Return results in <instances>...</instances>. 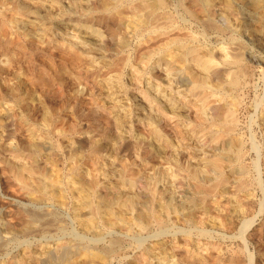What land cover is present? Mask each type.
<instances>
[{
    "label": "rangeland",
    "instance_id": "374dc122",
    "mask_svg": "<svg viewBox=\"0 0 264 264\" xmlns=\"http://www.w3.org/2000/svg\"><path fill=\"white\" fill-rule=\"evenodd\" d=\"M12 1L0 0V264H51L52 261H55L53 259L58 256L57 252H51L57 242L81 239L97 247L100 246L99 248H104L109 246L110 240L113 241L115 237H118L115 239L120 238L121 241L113 247L112 250L115 251L112 252V255L109 254L107 264H264V0H196L193 4L189 3V0H168L174 11L179 10L178 13H180L179 1L183 5L191 6L190 8H193V13L198 19L208 13L216 18V22L222 26H220V31L202 27L201 21L198 19L192 20L194 24L189 20L188 30H192L193 35L201 43H204L205 46L208 45L218 54L223 47L233 46L230 45L233 38L243 44L242 50H245L243 51V62L244 65L246 64L244 68L246 67L247 74H245L244 82L247 81V83L243 89L238 91L240 100L236 107L238 122L235 132L237 137L242 140L240 141L241 149L245 153H243L244 156L242 155L241 162L245 163V167L248 168L249 175H247L249 177L247 178L249 180L247 179L248 184H246L245 192L231 196L233 198H226V196L219 198V196L217 201L212 202L211 199L210 201L207 199L209 203L206 200L205 204L210 207L208 209L204 205L202 208H206L205 210L202 208L198 212L196 210L195 219L197 222L187 223L181 218L172 217L174 222L162 230L155 225L140 228L132 222L125 224L126 227H124L121 222L120 225L119 221H116L114 226L113 222L115 223V221L112 220L111 215L109 213L105 215L104 212H102L103 215L100 212L101 216H99L102 221L98 219L96 225L83 228L84 225L81 224V221L88 218L90 214L85 215L86 212L82 213L84 210L75 208L76 202L80 200L78 196L80 194L78 191L75 193L72 189L73 194L75 193V197H72L74 195L70 189L74 188L72 183L77 179L72 177H78L72 173L77 171L76 173L82 172L81 175L88 178L87 180L91 179L96 183L95 194L100 197L97 198L98 200L103 198L104 192L108 193L106 196L109 193L111 195L117 193L120 189L116 183L117 180L113 175H110L111 173L101 162L102 157L108 160L113 158L116 168L122 167L120 166L122 163L129 165L128 172L137 177L143 188L148 185L145 178L148 175L158 177L156 180L158 179V187L161 189L165 187L167 191L166 187H173V190L168 188L170 195L173 194V197L171 196L172 203L180 205L181 211L187 210V201L191 195L193 196L192 185H189L192 183L186 179L184 180L186 183L183 181L182 184L175 185L170 174H167L171 173L176 166L183 167L186 163L195 167L199 166L198 161L203 154H213L214 150L217 153L221 151V148L219 146L216 149L197 147L193 142L189 143L188 140L182 139L184 136L180 132V126L175 125L170 118L169 107L164 101L166 97L161 93L158 96H162V99L159 100L158 96L156 99L160 102L162 100L161 103L164 104H159L160 108H155L156 100L152 103V108L155 111L157 109L156 112L161 115L159 126L166 142L164 143L162 140L158 142V139L154 137H152V141H154L153 146L158 144L166 149H159L157 153L149 147L146 140L136 142L137 145L132 146L131 134L124 136L119 126L117 127L118 123H114L111 113L108 111L111 104H123L121 108L125 109L121 115H128L130 111L134 112L133 116L131 115L132 118L130 117L129 121H126L125 129L131 124L134 134L138 132L145 138L151 137L144 117L149 114L148 104H145L146 107L144 106L143 109H139L134 102H138L137 98L140 96L144 99L145 95L154 94L156 91L154 85L158 83L164 88L167 87L166 91H169V83L164 78L166 76L163 75L160 67L151 69L149 64L145 65L138 56L146 45L158 43L162 35L165 36V32H163L164 34L157 33L160 34L159 38L156 32L152 33V36L145 34L139 35V37L126 34L125 36L128 35L129 38L127 36L125 39L129 44L125 42V47L119 46L118 49V46L110 39L111 34L122 30L121 26L118 27V15L92 13L93 16H91V13H88L89 10L84 15L80 11L66 12L71 2L87 5L91 11L92 7L102 0ZM18 1L27 2L30 6L37 7L40 14L35 16L15 13L13 4ZM87 14L91 17L88 18ZM111 17L114 18V22L110 19ZM74 20L94 24L100 28L104 41H106L99 44L101 46L90 45L89 48L79 47L81 44L69 45L64 31H71V26L69 25L68 28L66 23L69 24ZM74 31L77 35L82 36L78 30L74 29ZM136 38L140 40L137 41ZM137 47L139 51H135L138 53L135 54L133 50H137ZM76 54L80 55L77 57ZM123 56H129L130 62H136L140 67H146V71L143 72L145 75L141 73L140 77V74H137L139 77L136 76L134 79L132 68L129 66L127 68L122 64ZM109 62L110 64H108ZM152 70L155 74L158 70V76L160 75L157 76L158 79H153L150 74ZM113 73L120 75V82L112 81ZM155 74L153 75L155 76ZM146 75L149 79L146 78ZM109 80L113 83L115 81V85L111 84L112 82L109 84ZM10 92L14 95H11ZM144 101L146 102V100ZM184 106L190 114L193 109L192 103L186 102ZM187 109L186 111H188ZM24 114L28 115L27 119L22 118ZM107 115H109L108 118ZM127 119L125 118V120ZM26 120H28V124ZM54 127L58 129L56 130ZM50 129H53V132ZM46 131L49 135L52 134L54 146L51 150L48 147L43 151L42 158L38 161V168L43 171V175L45 174L43 179L46 188L48 184L46 193H49L50 196L45 194V198L39 200L40 196L38 197V193L32 190L31 185L22 186L11 178L9 164L16 160L9 148L12 147L11 144H15V147H23L31 136L36 135L40 138ZM91 137L102 143V151L99 154L91 150L93 146ZM103 153L109 155L110 159ZM177 153L178 157H176ZM74 158L77 159L74 160ZM23 159L26 160V156L23 155L22 159L19 158L18 163H22ZM179 162L182 163L181 166L178 164ZM73 165L74 169L77 167L76 171L72 169ZM78 168H81L82 171ZM168 170L170 171L168 172ZM29 182L32 184V181ZM176 186L177 188H175ZM51 187L53 189L49 192ZM68 188L70 191L67 190ZM137 189L139 191L142 187L141 189L137 187L134 192ZM175 189L178 190L175 191ZM52 191L56 192L55 196V192ZM131 192L133 198L139 197L136 198L137 200H133L136 203H139L140 198L141 201L146 199L147 194L144 189L141 192H135L137 196L133 191ZM106 196L104 195V198ZM72 198L77 201L73 202ZM222 198L225 201H222ZM184 199L185 202H182ZM226 199L230 201L227 202ZM216 202L221 203L217 204ZM239 206L243 208L241 207V209ZM27 211H36L38 217L42 214L40 217L44 221H35V223H31L30 228H34V224H36L35 227L46 225V220L54 221L56 226L46 227L40 232L33 230L29 232L30 234L25 233L24 230H27L25 226L28 225V222H25L26 214H29ZM24 216H26L25 219ZM103 216H107L109 221ZM44 217L47 219L45 220ZM207 217H209V221ZM246 221L249 223L246 224ZM23 227L25 228L22 229ZM80 256L79 260L88 259L84 255ZM142 258L144 259L142 260ZM133 261L135 262L133 263ZM90 262L87 264H98L97 260Z\"/></svg>",
    "mask_w": 264,
    "mask_h": 264
},
{
    "label": "bare ground",
    "instance_id": "6f19581e",
    "mask_svg": "<svg viewBox=\"0 0 264 264\" xmlns=\"http://www.w3.org/2000/svg\"><path fill=\"white\" fill-rule=\"evenodd\" d=\"M3 1H6V0H3ZM190 2H191V4H193L196 2V0H189V3ZM67 6H68V4H67ZM178 6L180 7V13H178L179 10L177 12L174 11V8L172 6H170V2L168 0H102L96 6L92 7L93 9L91 11H90V9H88L87 5H83L82 3L77 4V3L71 2L70 6L67 7L68 8V10L66 11L67 13H76L77 11H80L81 14L84 15L89 10L88 13H91V16H93L92 13L98 14V15H104V14L105 15L116 14V16L118 15L117 17H118V24L119 25L118 24H116V25H118V27L121 26L123 31L119 28L121 31L119 30L117 33L111 34L112 37L110 38V39H112V42L118 46V47L116 46L118 49H119V46L125 47V42L128 43V40L125 39V37H127L128 35L139 37V35L151 34V36H152V33L156 32V35L159 38L160 34L158 35L157 33L165 32V36L163 37V35H162V37L159 39L158 43H156V44L154 43V45H150V46L146 45V47L140 51V53H139L140 56L137 55L138 57H140L144 61L145 65L147 63L149 64V68L155 69L157 67H160L161 72L163 73L164 76H166V77L162 76V78L163 77L166 78V80H168L167 83H169V85H168L169 91H166L167 87L164 88V87H162V85H160V83H158V84L154 85V88L156 91L151 88V90L155 91L154 94L145 95L144 99L142 98V96H140L137 98L138 102H134L135 105L139 109H143L145 104H148L147 110H149V114H147V116H144V117L146 119V124L148 126V130H149L148 133L151 137L145 138L144 136H142L138 132H136V134H134V130H133L131 124L128 126V128L125 129V124L127 123L126 121H129L130 117L132 118L134 112L132 113L130 111V113L128 115H125V114L121 115V112L123 113L124 112L123 110L125 109V108H123V110H122V108H121V106L123 104H119L116 102L117 104H115V105H112V104H111V106L109 105L108 111L111 113V118L113 119L114 123H118L117 127L119 126L121 131L124 133V136L131 134L132 137H130V141H132L131 144L133 143L132 146L135 147L136 142L138 143L140 141L146 140V142L149 143V145H150L149 147L152 148L153 150H155L156 153L158 152L157 150H159V149H161V150L166 149V148L160 147V145H158V144L153 146L154 141H152V137H154V138L158 139V142H159V140L160 141L162 140V142H164V143L166 142V139L163 137V134H162L160 126H159L161 115H159V113L156 112L157 109L155 111L154 108H152V103L156 102V100H157V103H155V105H156L155 108H157V107L160 108L159 104L163 105L164 103H161L162 100L160 102V101H158V99L159 100L162 99L161 97L163 95H165L166 98L164 101L167 104L166 106L169 107L170 118H172V121L174 122L175 125L178 124L180 126L179 127V129H181L180 132L184 136L182 139L188 140L187 142H189V143L193 142L194 144L197 145V147L202 146V147H209L210 149H216L219 146V148H221L220 152L215 153V150H214L213 154L205 153L202 150L205 154H203L201 158L199 157L200 158V160L198 159L199 160L198 162L200 163L199 166L197 165L195 167V166H192V165L186 163L187 161L186 162L184 161L187 165L185 164V166H183V167H179V166L177 167L176 165H174V166H176L174 168V170L171 171V173L167 174V175L170 174V176L172 177L171 179L175 185L177 183L183 182L186 179L188 180V182L192 183L189 185H192L191 188H193V196L191 195L190 199L188 197H186L189 199V200L187 199L188 201L186 204V205H188V208L185 205L187 208L186 211H184V210L181 211L180 205L178 206V205H174L175 203L174 204L172 203L173 202L172 201L173 200L172 199L173 194L170 195V190H168V188H171V187H166L167 191H166L165 187H163L162 189L158 187V183H157L158 179L156 180V178H158V177H156V176L153 177L152 175L146 176L145 178H146V182L148 185H146V187L143 188V185H141V183L137 180V177H135V175H133V173L128 172L127 167L129 165L122 163V165L119 164L122 167L116 168L113 158L110 159L108 157L109 155L106 154L107 152L103 153V154L107 155V158H109L110 160H108L106 158L103 159V157H102L101 162H103V165L105 166V168H107V170L111 173L110 175H113L115 177V179L117 180L116 183H118V186L120 189L115 194L113 193L111 195L109 193L108 196H106L108 193L106 192L107 193L106 194L104 192V195L106 196V198H104V195H102L104 199L102 198L101 200H98L100 197L99 196L97 197L95 194V190H97V189H95V186H97L96 183L91 179H90V181L87 180L88 178L86 179L85 176L83 177L81 175L82 172L76 173L77 167L74 169V167H75L74 166L75 164H74L73 168H72V166H71V168L74 169L76 172H74L72 170L73 171L72 175L75 173L76 175H78V177H72L75 179L77 178L76 180H74L75 182L72 183L74 188H71L69 186L68 187L71 188L70 190H71L72 194H73V191H75V193L78 191L80 194V195H78L80 200L78 202H76L77 205L75 208L81 209L82 211L84 210L82 213L84 214V212H86L87 214L85 213V215L90 214V216L88 215V218L86 217L87 219L84 218L85 220L83 219V217H81V219H83V221H81V224L84 225L83 228H85L86 226L91 227L93 225H96L98 219H99V221H102L101 218H99V216L103 215L102 212H104L105 215H106V213L107 214L109 213V215H111L112 220L115 221V223L112 221L114 226L116 224V221H119V223L121 222L124 225V227H126L125 224H129L132 222V223H136V225L140 228H145L149 225H151V226L155 225L160 230H162V229H165L168 224L174 222L173 221L174 219L172 220V217H174L176 219L181 218L184 221H186L187 223L188 222L192 223L195 221L197 222V220L195 219L196 210L198 212V210L201 209L204 205H206V208H208V209L210 207V205L207 206L208 204H205L207 199H209V201L211 199V202H212L214 200L217 201V197H219V196H220L219 198H221V196H223V197L226 196V198L227 197L229 198L231 196L237 195L240 192H243V191L245 192V189L247 188L246 184H248L247 183V179H248L247 177H249L248 176L249 172L247 173L248 168L245 167V165H244L245 163L241 162L242 155L245 152H242V149H241L242 147L240 144V141H242V140L237 137L238 135H236V132H235V130H237L236 127H237V122H238L237 121V115H236V111H237L236 107L238 106L237 103L240 100V97L238 96V91L243 89V87L246 86V83H247V81L244 82V80H246V79H244L245 74H246V72H245L246 67L244 68V66L246 64L244 65V62H243V60H244L243 59L244 58L243 51H245L244 49L242 50L243 44H241L242 42L240 43V41H237L236 39H234L232 37L233 39H231L230 45H233V46L223 47L220 54H218L216 51H214L210 47H208V45L205 46L204 43H201V41H199L193 35L194 32L192 30L191 31L188 30L189 20L192 22V20L194 21V20L198 19L197 16H195V14L193 13V8L191 9L190 8L191 6L189 7L188 5L187 6L183 5L179 1H178ZM13 11H15V13H21V14L24 13L27 15L33 14L35 16H38L40 14V11L37 7H32L27 2H22V1L14 2ZM87 15H89V14H87ZM69 16H70V14H69ZM91 16L89 15L88 18ZM85 18H87V17H85ZM95 18H96V16H95ZM95 18H93V19H95ZM110 19H112V17ZM113 19H112V21H113ZM102 20H103V18H102ZM7 21H9L11 24V21L8 20V18H7ZM180 21H181V24H180ZM198 21H201L202 27H205V28L210 29L212 31H220L221 27H222L221 25H219V23L216 22V18L211 13L206 14L203 18L198 19ZM94 22H96V20H94ZM97 22H98V20H97ZM88 23L81 22L80 20H74L73 22H71L69 24L66 23L68 28L71 26V29H70L71 31H68V32L64 31L65 35H67L68 39L67 38L66 39H67V43L69 45L81 44L79 47L89 48L90 45L97 46L104 41V37H103V34H102L100 28H98L97 26H94V24H88ZM115 23H114V25H115ZM182 23H184V24H182ZM187 23H188V25H187ZM199 24H200V22H199ZM63 29H65V28H63ZM74 29L78 30L79 33H82V36L77 35L76 32L74 31ZM204 30H202V31L204 32ZM114 32H116V30H114ZM126 34H128V35L125 36ZM128 38H129V36H128ZM146 38H148V37L146 36ZM149 38H151V37L149 36ZM66 39H64V40H66ZM151 39H153V38H151ZM133 40H134V38H133ZM136 40H137V38H136ZM139 40L140 39H138L137 41H139ZM143 40H145V39H143ZM112 42H110V43L112 44ZM111 44H109V45H111ZM99 46H101V45H99ZM124 49H126V48H124ZM133 51H134V53H135V51H139L138 47H137V50H133ZM75 53H76V51H75ZM77 55L79 56L80 54H76V56ZM130 55H132V54H130ZM137 60H138V58H137ZM137 60H134V61H137ZM108 64H110V62ZM122 64H123V66H126L127 68H128V66L130 68H132L131 71L133 73L132 76L134 79L139 74L141 77V73L145 72L147 69L146 67H143V66L140 67L139 64L138 65L136 64V62H130L129 56L128 57L126 56V57H124V59H122ZM122 64H120V65H122ZM118 70H119V68H118ZM129 71H130V69H129ZM153 72L154 71L152 70L150 73L152 75L153 79H158V77L160 76V75L158 76V74H159L158 70H157V74H155ZM113 74H114V77H113L114 79L112 78V81L116 80V82H120V75L118 73H117L118 75H115V73H113ZM153 74H155V76ZM132 76H130V77H132ZM146 78H147V75H146ZM147 79H149V78H147ZM110 80H109V84H110V82H112ZM142 80H143V78H142ZM152 81L154 82V80H152ZM116 82L114 81V83L112 82L111 84L115 85ZM132 82H134V81H132ZM136 82H138V81L136 80ZM156 82H158V81H156ZM149 86H150V84H149ZM114 88H115V86H114ZM5 91H7V90H5ZM120 91H121V87H120ZM150 92H152V91H150ZM10 93H12V92H10ZM160 93L162 94L161 97L158 96V94H160ZM11 95H14V94L12 93ZM156 96H158L159 98L156 99ZM134 97H136V96H134ZM144 100H146L147 103ZM186 102L188 104L192 103V105H193V109L190 111V114H189V110L187 108H185V106H184V103H186ZM186 109L188 111H186ZM108 111H106V112H108ZM263 111H264V109H263ZM109 115H107V118L109 117ZM27 116L28 115L24 114V116L22 118L27 119L28 118ZM107 118H104V119H107ZM125 118H128V119L125 120ZM49 119H50V117H49ZM49 119H48V121H50ZM46 120H47V118H46ZM46 120H44V121H46ZM26 121L28 124V120H26ZM33 124H34V122H33ZM33 124H32V126H33ZM45 124H47V121ZM50 128H53V127H50ZM54 128H56V130L58 129L57 127H54ZM51 131H50V133H51ZM54 133H55V131H54ZM51 135H49V133L46 131L45 133L42 134V137H40V138H38V136H36V135L31 136L30 139L28 140V143L27 142L24 143L25 146H23V147L22 146L21 147H17V146L15 147L14 146L15 144L14 145L11 144L10 146H12V147L9 148L12 156L16 160L14 163L9 164V170H10L11 178L15 181H18L22 186L31 185L32 190L35 193H38V197L40 196L39 200H40V198L41 199L43 197L45 198V194H49V193H46V191H47L46 189L48 188V184H47V188H46L45 180L43 179L44 178L43 176L45 174L43 175V171L41 169L39 170L38 161L42 158L44 150H46L48 147L50 148V150L53 148L54 145L52 143ZM92 142H93V146L91 147V150L94 153L99 154L102 151V147H103L102 143L98 142V139H95L94 137H91V143ZM173 142H175V141H173ZM24 144H22V145H24ZM175 146H177V145H175ZM177 148H178V146H177ZM177 148H175V149H177ZM255 148H257V147H255ZM175 149H174V151H175ZM179 149H181V148H179ZM208 151L210 152V150H208ZM23 155L26 156L27 161L23 159L22 163L19 164L18 159L19 158L22 159ZM199 155H200V153H199ZM110 157H112V156H110ZM174 157H173V159H175ZM176 157H178V153H177ZM98 158L100 160L99 156H98ZM75 159H77V158H74V160ZM177 160H179V159H177ZM168 161H170V160L168 159ZM72 162H74V161H72ZM171 164H172V162H171ZM178 164L180 165L182 163L179 162ZM129 169H130V167H129ZM79 170L82 171L81 168ZM170 170H172V169H170ZM170 170H168V172ZM70 171H71V169H70ZM106 173H108V172H106ZM165 173H167V172H165ZM72 175H70V176H72ZM84 175H86V174H84ZM164 176H165V174H164ZM29 181H32V184ZM184 182L186 183V181H184ZM170 183L171 182H169V184ZM60 186H61V184H60ZM180 186L182 187V185H180ZM54 187H55V185L53 186V188ZM56 187H57V185H56ZM66 187H67V184H66ZM115 187H117V186L115 185ZM137 187L139 189H141V187H142L141 190L144 189V192L147 194L146 199H144V201H141V198H140V201L138 200L139 203H136V201H133L136 198L138 199L139 197L133 198L132 192H131V191L134 192V190ZM53 188L51 187L49 192H51V190ZM69 188L67 190H69ZM175 188H177V186ZM72 189H74V190L72 191ZM178 189H175V191ZM182 189H183V187H182ZM141 190L138 191V189H137V191H135V192H141ZM172 190H171V192H172ZM55 191L57 192V190H55ZM55 191H52V192H55ZM56 192L54 193V196L56 195ZM135 192H134V194H135ZM57 193H60V192H57ZM96 193H97V191H96ZM67 194H68V192H67ZM135 195L137 196V194H135ZM138 195H140V194H138ZM49 196H50V194L48 195V197ZM78 196H76V197H78ZM72 197H75V195ZM70 198H71V196H70ZM231 198H233V197H231ZM44 200H46V199H44ZM223 200L224 199L222 198V201ZM235 200H233V201H235ZM75 201H77V199ZM75 201L73 199V202H75ZM209 201L207 200L208 203H209ZM228 201H230V200H227V202ZM182 202H185V199ZM219 203H221V202H218L217 204H219ZM74 205H75V203H74ZM74 205H72V206H74ZM242 206H244V205H242ZM242 206H239V208H241ZM205 209L202 208V210H205ZM235 211H238V210H235ZM35 212L36 211L28 212L29 214H26L27 220L25 219L26 216H24L25 222L26 221L28 222V225H26V226L24 225L27 228V230H24L25 233L30 234L29 232H32L33 230H36V231L38 230L40 232L42 229H45L46 227L56 226L54 221L46 220L47 218L45 219V217H44V219L46 220V222H45L46 225H41L40 227L38 226L39 227L38 228V227H35L36 224H34L33 225L34 228H30L32 226V224L35 223V221L37 222L38 220L43 219L42 217H40L42 214L38 217V214H36ZM74 212H75V209H74ZM100 212L102 213L101 215H100ZM199 212H201V211H199ZM205 212L207 213V211H205ZM77 214H79L78 211H77ZM76 217H77V215H76ZM103 217L104 218L106 217V220H107V216H103ZM207 218L209 221V217H207ZM53 220H54V217H53ZM42 221H40V222H42ZM107 221H109V220H107ZM40 222H39V224H40ZM112 222H110L111 223L110 225H112ZM121 223H120V225H121ZM247 223H249V222L246 221V224ZM104 224H105V222H104ZM107 225H108V222H107ZM42 226H44V227H42ZM100 226H102V225H100ZM100 226H99V228H100ZM105 226H106V224H105ZM25 227H23L22 229H24ZM22 229H21V231H23ZM115 238H118V237H115ZM115 238L113 241L110 240L111 244L107 247L105 246L104 248H99L100 246L97 247L94 244H89L85 241H82L81 239H75V240L73 239L70 241L66 240V241L57 242V244L52 248L51 252H54V251L57 252L58 256H56V258L53 259L55 261H52L51 264H87L90 261H94V260H97L98 264H107V259H108L109 254L112 255V252L115 251V250H112L113 247L117 246L116 244L119 241H121L120 238L119 239H115ZM68 240H69V238H68ZM144 251H145V249H144ZM144 251H142V252H144ZM142 252H141V254H142ZM146 252H147V250H146ZM80 255H84L88 259L79 260L78 257H81ZM150 255H151V253H150ZM141 257H143V256H141ZM144 258H142V260ZM137 260H138V258H137ZM134 262L135 261H133V263ZM137 263H138V261H137ZM205 264H207V263H205Z\"/></svg>",
    "mask_w": 264,
    "mask_h": 264
}]
</instances>
